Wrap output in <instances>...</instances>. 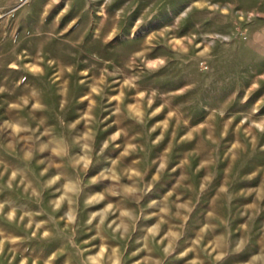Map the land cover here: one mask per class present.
I'll return each instance as SVG.
<instances>
[{"label": "rangeland", "instance_id": "rangeland-1", "mask_svg": "<svg viewBox=\"0 0 264 264\" xmlns=\"http://www.w3.org/2000/svg\"><path fill=\"white\" fill-rule=\"evenodd\" d=\"M231 238L264 264V0H0V264Z\"/></svg>", "mask_w": 264, "mask_h": 264}, {"label": "crops", "instance_id": "crops-1", "mask_svg": "<svg viewBox=\"0 0 264 264\" xmlns=\"http://www.w3.org/2000/svg\"><path fill=\"white\" fill-rule=\"evenodd\" d=\"M213 251L215 253H218V254L219 253H222L223 255H226L227 254L228 257H229L228 264H232V238L230 240H228V242L226 241L223 249L217 248L216 245H214Z\"/></svg>", "mask_w": 264, "mask_h": 264}]
</instances>
